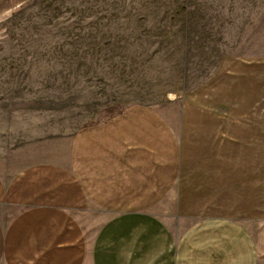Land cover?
I'll use <instances>...</instances> for the list:
<instances>
[{"label": "crops", "instance_id": "crops-1", "mask_svg": "<svg viewBox=\"0 0 264 264\" xmlns=\"http://www.w3.org/2000/svg\"><path fill=\"white\" fill-rule=\"evenodd\" d=\"M257 104L240 138L210 111L174 126L130 105L73 131L58 160L0 170V264H264Z\"/></svg>", "mask_w": 264, "mask_h": 264}, {"label": "rangeland", "instance_id": "rangeland-1", "mask_svg": "<svg viewBox=\"0 0 264 264\" xmlns=\"http://www.w3.org/2000/svg\"><path fill=\"white\" fill-rule=\"evenodd\" d=\"M249 60L264 61V0L0 9V170L58 160L73 131L130 105L169 114L174 126L184 107L210 111L221 134L240 138L244 113L264 105V62Z\"/></svg>", "mask_w": 264, "mask_h": 264}]
</instances>
